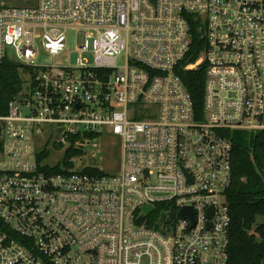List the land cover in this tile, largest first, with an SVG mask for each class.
Returning <instances> with one entry per match:
<instances>
[{
	"label": "built area",
	"instance_id": "2783aa9c",
	"mask_svg": "<svg viewBox=\"0 0 264 264\" xmlns=\"http://www.w3.org/2000/svg\"><path fill=\"white\" fill-rule=\"evenodd\" d=\"M7 1L0 65L22 90L0 115V264H228L227 133L264 132V0ZM67 52L93 64L40 62ZM204 64L198 117L180 70ZM45 132L82 152L119 136L121 175L45 165Z\"/></svg>",
	"mask_w": 264,
	"mask_h": 264
},
{
	"label": "trees",
	"instance_id": "16d2710c",
	"mask_svg": "<svg viewBox=\"0 0 264 264\" xmlns=\"http://www.w3.org/2000/svg\"><path fill=\"white\" fill-rule=\"evenodd\" d=\"M204 51V41L195 35L191 54L186 63H194ZM184 86L192 97L198 117L203 113L206 83V65L196 70H180ZM22 90L20 66L13 63L0 65V115L6 114V105ZM228 132L232 141V183L227 192L231 224L229 231L228 264H264V132ZM83 154L68 149L65 167L69 161ZM49 152L40 156L45 161ZM57 171H61L58 166ZM87 174L99 170L85 169Z\"/></svg>",
	"mask_w": 264,
	"mask_h": 264
},
{
	"label": "rangeland",
	"instance_id": "374dc122",
	"mask_svg": "<svg viewBox=\"0 0 264 264\" xmlns=\"http://www.w3.org/2000/svg\"><path fill=\"white\" fill-rule=\"evenodd\" d=\"M7 3L10 6H20L25 4V0H8ZM70 50L72 52L75 50L72 43H70ZM72 52H67L58 57L44 56L40 62L41 64H54L57 66H74L78 63L79 59H83L87 64H93V58L90 55H79ZM231 132L234 136V131ZM60 139L61 136L57 133L51 136L50 132H45L37 140V151L49 152V156L44 163L45 165L65 168V158L69 145L65 143L57 147L55 144ZM74 161H77L79 165L77 167L72 166V168H75V171L78 172L85 169H96L105 175L120 176L122 172V141L119 136L103 134L97 140L92 141L90 145L86 146L83 154L75 156Z\"/></svg>",
	"mask_w": 264,
	"mask_h": 264
},
{
	"label": "water",
	"instance_id": "95a60500",
	"mask_svg": "<svg viewBox=\"0 0 264 264\" xmlns=\"http://www.w3.org/2000/svg\"><path fill=\"white\" fill-rule=\"evenodd\" d=\"M20 100L23 101L24 98L20 97ZM62 130L63 129H61L60 131H62ZM75 165H77V163H75ZM144 210H145L146 213H148V212H150L152 210V208L146 207V208H144ZM212 214H213V209L210 210V217H212ZM186 217L191 219L193 225L195 224L194 212L192 211V209L186 208L179 215V218H181V219L186 218Z\"/></svg>",
	"mask_w": 264,
	"mask_h": 264
}]
</instances>
